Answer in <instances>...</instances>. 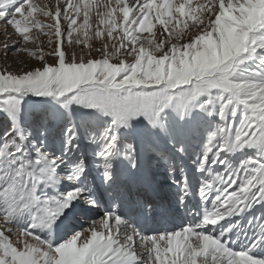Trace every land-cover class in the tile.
I'll return each instance as SVG.
<instances>
[{"label":"snow or ice","instance_id":"obj_1","mask_svg":"<svg viewBox=\"0 0 264 264\" xmlns=\"http://www.w3.org/2000/svg\"><path fill=\"white\" fill-rule=\"evenodd\" d=\"M0 24L40 64L0 68V264H264V0H0Z\"/></svg>","mask_w":264,"mask_h":264},{"label":"rangeland","instance_id":"obj_2","mask_svg":"<svg viewBox=\"0 0 264 264\" xmlns=\"http://www.w3.org/2000/svg\"><path fill=\"white\" fill-rule=\"evenodd\" d=\"M38 2L42 4H50L53 7L55 6L56 0H38ZM35 31V30H33ZM12 34V29L9 28L8 32L5 33L4 27L2 24H0V46H2L5 41L6 37L8 35ZM15 39V37H13ZM8 43H11V41H8ZM95 47H99L98 43H94ZM52 47H55V44L52 45ZM82 47V46H81ZM41 48L48 52L51 49L47 46V40L45 38V43L41 45ZM87 51V50H85ZM77 55H79V48L77 49ZM92 56L98 58V53L95 51L92 52ZM49 63H54L53 59L49 56L47 57ZM85 59H87V55H85ZM7 66V70L11 72H23L31 70L34 67H39L40 64L36 62L33 58H28L27 54H15L13 52H9L7 57L3 54L2 47H0V68H4ZM161 180L164 179L163 176L160 177Z\"/></svg>","mask_w":264,"mask_h":264}]
</instances>
